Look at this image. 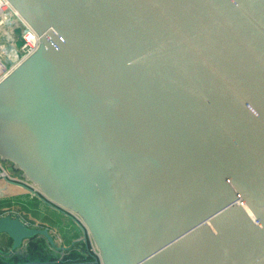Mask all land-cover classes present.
<instances>
[{
	"label": "water",
	"instance_id": "1",
	"mask_svg": "<svg viewBox=\"0 0 264 264\" xmlns=\"http://www.w3.org/2000/svg\"><path fill=\"white\" fill-rule=\"evenodd\" d=\"M8 1L40 43L0 80L6 182L102 264H264V0Z\"/></svg>",
	"mask_w": 264,
	"mask_h": 264
},
{
	"label": "rangeland",
	"instance_id": "2",
	"mask_svg": "<svg viewBox=\"0 0 264 264\" xmlns=\"http://www.w3.org/2000/svg\"><path fill=\"white\" fill-rule=\"evenodd\" d=\"M9 28V23L5 21L0 24V54L2 58L8 62L12 61L8 55L10 48L5 38H2L3 33ZM18 31V30H15ZM0 162H2L0 160ZM4 169L11 174L12 177L20 178V175L13 171L10 166L12 163L9 161L2 162ZM16 197L17 206L15 210L16 215H19L23 220L28 221L31 226L43 228L48 227L50 234L54 237L55 246L48 242L46 238H43L46 248L53 253L56 259H62L66 254L72 251V248L78 247L79 244L84 241V231L79 224L69 215L58 212L52 209L53 206H47L41 197L27 190ZM18 198V201H17ZM27 199V200H26ZM10 200V199H9ZM46 203V204H45ZM13 204V203H11ZM9 208L12 206L4 205ZM46 239V240H45ZM90 236L88 235V243H90ZM86 243V242H85ZM4 245L0 238V246ZM59 247V248H58ZM26 251L25 246H21L12 254H4L6 258H12L17 253H24Z\"/></svg>",
	"mask_w": 264,
	"mask_h": 264
},
{
	"label": "built area",
	"instance_id": "3",
	"mask_svg": "<svg viewBox=\"0 0 264 264\" xmlns=\"http://www.w3.org/2000/svg\"><path fill=\"white\" fill-rule=\"evenodd\" d=\"M5 21L9 23V28L8 30H6L5 33H3L2 38H5L8 42V47L10 48L8 55L13 60L8 62L4 60L0 54V80L5 75H7L15 66H17L23 59L33 53L38 48L40 43L39 34L30 26V24L26 20L23 19V17L11 5V3L8 0H0V24L4 23ZM0 168L2 169V171H0V178H3L5 181V176L11 180L19 179L18 177H12L11 174L4 169L2 162H0ZM0 212V216L7 214L16 215L17 213V211L14 209ZM87 249L88 252L93 256V258L90 260L55 259L52 261L45 262L14 264H102L100 253L92 240H90ZM0 259H6V257L1 251Z\"/></svg>",
	"mask_w": 264,
	"mask_h": 264
},
{
	"label": "trees",
	"instance_id": "4",
	"mask_svg": "<svg viewBox=\"0 0 264 264\" xmlns=\"http://www.w3.org/2000/svg\"><path fill=\"white\" fill-rule=\"evenodd\" d=\"M87 247V243L82 241L78 247L72 248V251L66 254L62 260L92 259L93 256L88 252ZM55 259L53 253L46 248L45 242H43L41 245L32 244L24 253H17L12 258L0 259V264L45 262Z\"/></svg>",
	"mask_w": 264,
	"mask_h": 264
},
{
	"label": "crops",
	"instance_id": "5",
	"mask_svg": "<svg viewBox=\"0 0 264 264\" xmlns=\"http://www.w3.org/2000/svg\"><path fill=\"white\" fill-rule=\"evenodd\" d=\"M27 190L28 189H26L25 187L21 185L7 183L3 178H0V211H6V210H11V209L15 210V207L18 204L16 202V197L19 196V198H21L20 195L28 192ZM17 201H18V198H17ZM4 205H8L12 207L7 208ZM47 206H51V205L47 204ZM52 208H55V207H52ZM55 210H58V209L55 208Z\"/></svg>",
	"mask_w": 264,
	"mask_h": 264
},
{
	"label": "flooded vegetation",
	"instance_id": "6",
	"mask_svg": "<svg viewBox=\"0 0 264 264\" xmlns=\"http://www.w3.org/2000/svg\"><path fill=\"white\" fill-rule=\"evenodd\" d=\"M52 209H55V208H52ZM58 212L60 213H63L62 211L60 210H57ZM65 214V213H63ZM66 215V214H65ZM43 228H46V227H43ZM48 228V227H47ZM49 229V228H48ZM50 233V231H49ZM0 238L2 239L4 245H1L0 246V251L3 253V254H12L14 252H16L17 249L15 250H12V245L14 243L13 239L7 234V233H0ZM43 238H46L48 240L49 243H51L52 245L55 246V242L52 243L49 241V239L44 235V234H37L31 238H26L23 240V243L21 246H25V248L27 249L29 246H31L32 244H37V245H41L43 244L44 240ZM54 238V237H53ZM45 239V240H46ZM59 248V247H58ZM11 251V252H10Z\"/></svg>",
	"mask_w": 264,
	"mask_h": 264
}]
</instances>
